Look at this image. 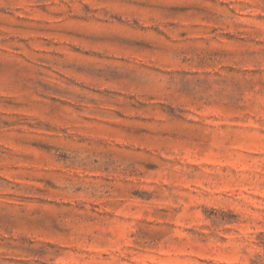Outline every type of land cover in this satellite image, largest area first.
Here are the masks:
<instances>
[{"label": "rangeland", "instance_id": "obj_1", "mask_svg": "<svg viewBox=\"0 0 264 264\" xmlns=\"http://www.w3.org/2000/svg\"><path fill=\"white\" fill-rule=\"evenodd\" d=\"M0 264H264V0H0Z\"/></svg>", "mask_w": 264, "mask_h": 264}]
</instances>
